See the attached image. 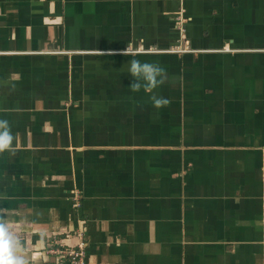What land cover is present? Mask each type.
<instances>
[{"label":"crops","instance_id":"crops-1","mask_svg":"<svg viewBox=\"0 0 264 264\" xmlns=\"http://www.w3.org/2000/svg\"><path fill=\"white\" fill-rule=\"evenodd\" d=\"M0 119L29 264H264V0H0Z\"/></svg>","mask_w":264,"mask_h":264},{"label":"clouds","instance_id":"clouds-1","mask_svg":"<svg viewBox=\"0 0 264 264\" xmlns=\"http://www.w3.org/2000/svg\"><path fill=\"white\" fill-rule=\"evenodd\" d=\"M130 52V48L127 47L124 54H130ZM127 65L128 73L133 77L129 88L132 92H139L143 88L144 91L152 93L166 81V70L159 63L142 61L133 56ZM150 99L156 108L170 104V101L164 97L151 95ZM14 139L9 122L0 119V153L13 151ZM0 264H29L21 242L3 218H0Z\"/></svg>","mask_w":264,"mask_h":264},{"label":"built area","instance_id":"built-area-1","mask_svg":"<svg viewBox=\"0 0 264 264\" xmlns=\"http://www.w3.org/2000/svg\"><path fill=\"white\" fill-rule=\"evenodd\" d=\"M85 242H81L77 248L72 250H62L59 248H52L51 254L59 255V264H85Z\"/></svg>","mask_w":264,"mask_h":264}]
</instances>
